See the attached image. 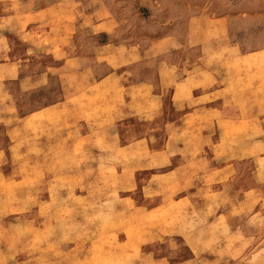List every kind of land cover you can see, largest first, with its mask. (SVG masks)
<instances>
[{
    "label": "rangeland",
    "instance_id": "1",
    "mask_svg": "<svg viewBox=\"0 0 264 264\" xmlns=\"http://www.w3.org/2000/svg\"><path fill=\"white\" fill-rule=\"evenodd\" d=\"M190 68L200 75L196 81ZM111 71L114 78L101 81ZM156 73L177 91L212 83L220 88L218 98L241 108L250 96L252 107L264 114V0H0V151H6L0 159V264H132L142 257V231H129L124 216L110 220L105 203L90 208L71 196L75 188L55 172L64 156L76 154L80 140L72 151L55 148L46 170L56 177L43 182V166L28 159L38 152L18 153L13 145L33 143L39 134L54 136L69 109L90 122L108 116L119 100L140 114L154 100L131 79L146 82ZM241 117L219 118L222 152L240 145ZM54 140L60 144L61 136ZM259 151L264 155L262 142L246 154ZM263 173L259 158L257 175ZM109 188L118 192L116 185ZM89 190L102 194L98 185ZM159 218L166 229L177 217L164 210ZM82 225L94 226L92 232L78 231ZM152 250L174 261L184 254L175 257L174 244L155 243Z\"/></svg>",
    "mask_w": 264,
    "mask_h": 264
},
{
    "label": "crops",
    "instance_id": "2",
    "mask_svg": "<svg viewBox=\"0 0 264 264\" xmlns=\"http://www.w3.org/2000/svg\"><path fill=\"white\" fill-rule=\"evenodd\" d=\"M175 69L187 78L184 69ZM187 70L194 81L200 77L192 68ZM176 73L173 78L179 80L181 75ZM114 74L111 71L101 81L114 78ZM131 81L142 85L141 92L154 100L140 114L124 109L117 100L108 116L87 122L68 108L57 134L36 135L33 143L13 145V149L18 153L27 148L38 152L29 154L28 159L31 165L37 162L43 166V182L56 177L46 170L48 163L52 166L55 148L62 145L72 151L74 141L80 140L76 154L64 156L65 163L61 161L55 172L60 171V180L75 188V196H71L88 202L90 208L97 202L105 203L110 220L124 216L129 231H142L143 240L137 243L142 257L132 264H264V173L257 175L258 159L264 155L260 151L258 156L246 154L256 152L260 142L264 144V114H259L257 106L252 107L253 98L248 96L243 101L246 107L241 108L232 100L218 98L220 88L212 83L177 91L175 84H165L157 73L146 82ZM59 105L45 106L61 108ZM239 116H243L240 145L229 144L222 152L218 120ZM122 121L132 122L136 128L121 125ZM56 135L61 136L60 144L54 140ZM9 150L12 152L11 147ZM5 152L0 151L1 160ZM116 153L122 154L113 156ZM80 157L85 161L73 162ZM97 185L102 194H91L89 186ZM111 185H116L118 192H113ZM66 197L62 191L60 200ZM120 201L124 208L116 207ZM164 210L177 217L166 229L159 218ZM78 213L82 216L84 210ZM184 220L190 221V228L185 227ZM90 226L77 229L91 231L94 226ZM153 234L156 244L175 245V257L181 251L184 254L175 261L156 254L152 250ZM117 238L125 240L119 233Z\"/></svg>",
    "mask_w": 264,
    "mask_h": 264
}]
</instances>
